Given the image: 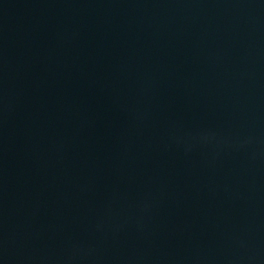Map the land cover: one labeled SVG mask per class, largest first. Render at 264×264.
<instances>
[{
  "label": "water",
  "instance_id": "1",
  "mask_svg": "<svg viewBox=\"0 0 264 264\" xmlns=\"http://www.w3.org/2000/svg\"><path fill=\"white\" fill-rule=\"evenodd\" d=\"M0 264H264V0H0Z\"/></svg>",
  "mask_w": 264,
  "mask_h": 264
}]
</instances>
